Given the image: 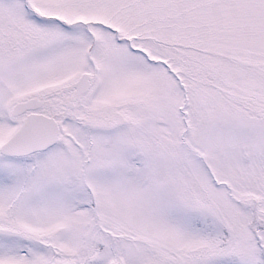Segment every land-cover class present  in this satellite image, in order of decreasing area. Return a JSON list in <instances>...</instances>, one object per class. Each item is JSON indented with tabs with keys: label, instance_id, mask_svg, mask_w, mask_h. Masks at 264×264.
Listing matches in <instances>:
<instances>
[{
	"label": "snow or ice",
	"instance_id": "1",
	"mask_svg": "<svg viewBox=\"0 0 264 264\" xmlns=\"http://www.w3.org/2000/svg\"><path fill=\"white\" fill-rule=\"evenodd\" d=\"M0 264H264V0H0Z\"/></svg>",
	"mask_w": 264,
	"mask_h": 264
}]
</instances>
